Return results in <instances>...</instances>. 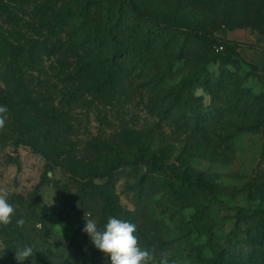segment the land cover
<instances>
[{
	"label": "rangeland",
	"instance_id": "374dc122",
	"mask_svg": "<svg viewBox=\"0 0 264 264\" xmlns=\"http://www.w3.org/2000/svg\"><path fill=\"white\" fill-rule=\"evenodd\" d=\"M107 3L117 9L121 5L123 17L130 23H136L131 7L165 24L171 23L172 27L159 34L151 30V20L137 19V73L140 76L141 68L165 65L172 71L168 84L173 85L202 69L201 82L192 86L191 93H204L207 101L205 83L212 86L226 71H235L242 78L237 65L219 53L223 48L215 46L216 36L240 46L264 47V0ZM142 82L137 79V85L142 86ZM251 84L259 92L260 84L254 79ZM151 87L137 88V96L115 109L119 117L134 118L137 129L159 123L165 130L166 135L159 133L154 150H168V163H173L176 170L167 169V173L172 175V183L183 186V195L175 194L174 187L162 190L161 184L152 189L147 176H133L127 168L95 177L94 181L85 177L87 168L104 166L110 160L103 141L112 129L95 120V111L75 116V129L68 136L70 154L59 160L37 151L27 141H17L4 126L0 127V190L7 193L14 208L12 222L0 224V264H92L98 257L103 264H111L82 231L86 218H94L99 227L104 226L109 217L102 206L106 202L118 211L112 216L136 224L139 245L152 252L157 264L164 254L176 264H191L188 236L195 245L202 246L205 257L213 258L215 249L230 231L236 241L248 237L252 242L244 250L235 242L231 264H264L262 136L242 132L230 151L225 145L219 146L215 158L206 143L191 149L200 150L198 155L192 156L190 150L185 155L181 140L185 135L157 117L169 112L161 108V103L151 108L146 91ZM158 189L161 190L154 194ZM19 219L24 223L17 224ZM25 246H31L32 255L19 261L17 250Z\"/></svg>",
	"mask_w": 264,
	"mask_h": 264
},
{
	"label": "trees",
	"instance_id": "16d2710c",
	"mask_svg": "<svg viewBox=\"0 0 264 264\" xmlns=\"http://www.w3.org/2000/svg\"><path fill=\"white\" fill-rule=\"evenodd\" d=\"M107 1L111 0H0V104L8 109L2 114L7 118L4 127L17 141H27L59 160L70 154L68 136L75 129V116L95 111V120L112 129L103 141L110 160L104 166L87 168L85 177L94 181L127 168L133 176H147L152 189L161 184L162 190L174 187L175 194L183 195V186L172 183V175L167 173V169L176 170L168 163V150H154L159 133L166 135L165 130L159 123L137 129L134 118L119 117L116 110L137 96V88L147 85L152 86L146 90L151 108L161 103L169 112L157 117L185 135L181 139L185 155L206 143L215 158L219 146L230 151L242 132L260 134L264 150V82L255 71L244 69L238 43L216 36L215 46L223 48L219 53L237 65L242 78L229 70L212 86L205 83L207 101L204 93H191L192 86L201 82L202 69L173 85L168 84L172 71L165 65L141 68L139 76L137 19L151 20V30L159 34L172 24L133 7L130 11L136 15V23L127 22L121 5L113 8ZM251 74L257 76L259 92L251 84ZM137 79L143 80L142 86ZM199 151L192 150V156ZM102 206L109 216L118 213L110 202ZM196 208L199 212L198 205ZM187 241L191 264H231L235 242L243 250L252 246L248 237L236 241L230 231L214 257L208 258L200 244L195 245L189 236ZM98 259L92 264H103Z\"/></svg>",
	"mask_w": 264,
	"mask_h": 264
},
{
	"label": "clouds",
	"instance_id": "9594fccd",
	"mask_svg": "<svg viewBox=\"0 0 264 264\" xmlns=\"http://www.w3.org/2000/svg\"><path fill=\"white\" fill-rule=\"evenodd\" d=\"M7 111V106L0 104V114H6ZM4 125L5 116L0 115V127ZM13 215L14 208L8 202L7 193L0 190V224H10ZM16 223L23 224L24 221L19 219ZM82 231L87 233L92 244L110 259L111 264H157L152 252L139 245L135 223L109 216L104 226L99 227L96 219L86 218ZM32 251L31 246L18 248L17 259L25 260L32 255ZM158 264H176V262L164 254L160 257Z\"/></svg>",
	"mask_w": 264,
	"mask_h": 264
},
{
	"label": "crops",
	"instance_id": "0c3cea01",
	"mask_svg": "<svg viewBox=\"0 0 264 264\" xmlns=\"http://www.w3.org/2000/svg\"><path fill=\"white\" fill-rule=\"evenodd\" d=\"M238 52L244 69L249 72L255 71L264 82V47L240 46ZM251 79L259 82L254 74H251Z\"/></svg>",
	"mask_w": 264,
	"mask_h": 264
}]
</instances>
